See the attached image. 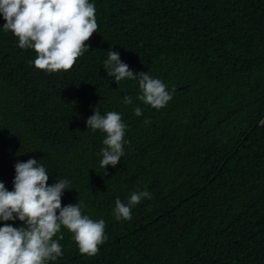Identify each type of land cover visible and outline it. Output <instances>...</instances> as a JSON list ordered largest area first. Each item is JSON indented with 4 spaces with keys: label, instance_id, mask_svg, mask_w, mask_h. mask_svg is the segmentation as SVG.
<instances>
[{
    "label": "trees",
    "instance_id": "trees-1",
    "mask_svg": "<svg viewBox=\"0 0 264 264\" xmlns=\"http://www.w3.org/2000/svg\"><path fill=\"white\" fill-rule=\"evenodd\" d=\"M92 2L96 31L67 70L33 67L34 51L0 31V181L10 190L13 164L36 158L46 183L70 181L61 206L82 201L105 221L93 256L62 226L63 254L47 264H264V0ZM111 49L171 99L156 109L136 99L137 80L113 81ZM93 106L126 124L105 169L104 133L85 125ZM144 188L131 218L114 219V198Z\"/></svg>",
    "mask_w": 264,
    "mask_h": 264
},
{
    "label": "clouds",
    "instance_id": "clouds-1",
    "mask_svg": "<svg viewBox=\"0 0 264 264\" xmlns=\"http://www.w3.org/2000/svg\"><path fill=\"white\" fill-rule=\"evenodd\" d=\"M92 0H0V31H11L16 37L17 47L32 49L34 57L30 65L46 72L67 70L78 56L83 55L88 44L85 41L96 31ZM103 69L113 81L137 80L139 89L136 99L159 109L171 99L172 91L158 77L147 72L133 73L128 65L121 62L118 51H107ZM124 104H131L132 97L125 94ZM135 115L142 109L135 106ZM86 127L104 133L97 153L101 168L115 166L124 153L123 139L126 124L116 111L101 113L93 106L85 118ZM14 175L11 189L0 181V222L20 221L19 225L0 223V264H47L61 256L59 239L53 238L63 226L71 233L80 253L93 256L97 245L106 239L103 218L93 220L82 209V201L61 206L62 190L68 189L66 178H49L45 166L29 157L13 164ZM144 189L131 191L126 202L114 198L112 215L120 220L131 218V207L142 198H150Z\"/></svg>",
    "mask_w": 264,
    "mask_h": 264
}]
</instances>
